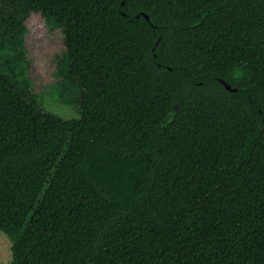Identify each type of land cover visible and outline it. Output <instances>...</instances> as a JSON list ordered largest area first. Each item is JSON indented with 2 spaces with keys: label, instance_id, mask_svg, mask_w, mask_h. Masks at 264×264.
I'll use <instances>...</instances> for the list:
<instances>
[{
  "label": "trees",
  "instance_id": "16d2710c",
  "mask_svg": "<svg viewBox=\"0 0 264 264\" xmlns=\"http://www.w3.org/2000/svg\"><path fill=\"white\" fill-rule=\"evenodd\" d=\"M1 1L10 41L59 30L78 113L0 67L10 264H264V0Z\"/></svg>",
  "mask_w": 264,
  "mask_h": 264
},
{
  "label": "rangeland",
  "instance_id": "374dc122",
  "mask_svg": "<svg viewBox=\"0 0 264 264\" xmlns=\"http://www.w3.org/2000/svg\"><path fill=\"white\" fill-rule=\"evenodd\" d=\"M8 6V5H7ZM0 0V67L12 68L19 65L30 79L32 89L36 93L42 109L64 119L78 117L76 107L53 99L52 92L59 87L56 62L61 55L60 32L36 15H28L21 26L13 28L20 31L13 41L9 35H2L5 24L2 19L6 16L8 7ZM22 30V31H21ZM20 41L23 46L12 49V45ZM21 50L22 56L17 59L16 51ZM66 92V96L69 97ZM11 252L9 240L0 232V264H10Z\"/></svg>",
  "mask_w": 264,
  "mask_h": 264
},
{
  "label": "water",
  "instance_id": "95a60500",
  "mask_svg": "<svg viewBox=\"0 0 264 264\" xmlns=\"http://www.w3.org/2000/svg\"><path fill=\"white\" fill-rule=\"evenodd\" d=\"M122 3H124V0L122 1ZM141 15H143L145 17V19L147 21H149V16L146 13H142ZM138 16V15H137ZM219 81L225 86L226 89L230 90V91H235V88H232L226 81H224L223 79H219Z\"/></svg>",
  "mask_w": 264,
  "mask_h": 264
}]
</instances>
